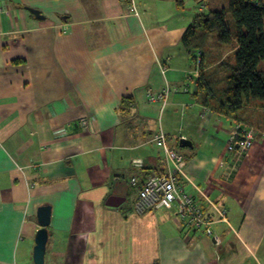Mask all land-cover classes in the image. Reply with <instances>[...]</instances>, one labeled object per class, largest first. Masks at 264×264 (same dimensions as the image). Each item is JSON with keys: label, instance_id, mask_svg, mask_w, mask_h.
I'll use <instances>...</instances> for the list:
<instances>
[{"label": "crops", "instance_id": "obj_1", "mask_svg": "<svg viewBox=\"0 0 264 264\" xmlns=\"http://www.w3.org/2000/svg\"><path fill=\"white\" fill-rule=\"evenodd\" d=\"M206 1L0 0V264H34L44 205L45 264H264V125L243 111L255 140L230 152L235 122L192 97L182 37ZM167 86L165 106L147 99ZM160 132L182 188L227 212L212 237L173 210L135 213L151 174L173 170Z\"/></svg>", "mask_w": 264, "mask_h": 264}, {"label": "trees", "instance_id": "obj_2", "mask_svg": "<svg viewBox=\"0 0 264 264\" xmlns=\"http://www.w3.org/2000/svg\"><path fill=\"white\" fill-rule=\"evenodd\" d=\"M227 1L228 7L198 14L182 43L192 61H200L192 97L206 110L245 125L242 112L253 102H262L258 108L264 111V69L259 68L264 60V0ZM177 4L184 5L182 0ZM212 45L230 48L229 53Z\"/></svg>", "mask_w": 264, "mask_h": 264}, {"label": "built area", "instance_id": "obj_3", "mask_svg": "<svg viewBox=\"0 0 264 264\" xmlns=\"http://www.w3.org/2000/svg\"><path fill=\"white\" fill-rule=\"evenodd\" d=\"M198 62L196 64L197 69L194 70L197 76H199L200 61ZM165 72L166 69L163 68V73ZM172 92H177V90L171 89L169 86L159 93L148 90L147 99L150 102H162L165 106ZM234 130L228 141L227 150L231 152L236 147L241 148L242 151L247 150L254 142L257 130L242 124H237ZM153 141L155 145L163 149L166 161L173 170L162 174H151L145 185L139 190L138 199L134 204L135 213L141 216L158 209L173 210L178 214L184 226L192 227L197 231H202L206 236L212 237L215 219L219 216L217 222H227V212L224 208L217 206L215 202L210 201L204 190L198 189L194 185L211 210V214L205 213L201 204L196 202L192 194L185 191L180 184L182 180L187 179L184 173V156L170 149L167 145V136L163 132L157 134ZM139 162L134 164L138 166ZM133 183L135 184L134 180Z\"/></svg>", "mask_w": 264, "mask_h": 264}, {"label": "water", "instance_id": "obj_4", "mask_svg": "<svg viewBox=\"0 0 264 264\" xmlns=\"http://www.w3.org/2000/svg\"><path fill=\"white\" fill-rule=\"evenodd\" d=\"M32 12L35 14L37 18L41 17V14L39 11L32 10ZM179 143L181 144L182 148H193V144L187 139H180ZM119 205H116V207ZM52 214H53V208H51L50 205L47 206H40L37 211V221L40 226V228L37 230L36 238H35V247L33 250V256H34V264H45L46 260V249L48 245V239H49V232L48 227L52 223Z\"/></svg>", "mask_w": 264, "mask_h": 264}, {"label": "rangeland", "instance_id": "obj_5", "mask_svg": "<svg viewBox=\"0 0 264 264\" xmlns=\"http://www.w3.org/2000/svg\"><path fill=\"white\" fill-rule=\"evenodd\" d=\"M214 1L215 0H207L206 1V4L207 5H210V7L208 9L207 6L206 7L205 6H202V9L200 10V14H203V12L206 13V14L209 13L211 11V6H212V3H214ZM220 2H222V4L219 5V8L228 7V3L229 2L227 0H220ZM197 5L194 4V6H193L194 11H195V14H197L198 13V10H199L198 7H197ZM228 22H229L230 25H232V22L233 21H232V18H231L230 15L228 16ZM215 35L216 34L213 35L214 37H211L213 40H215L217 38V37H215ZM212 49L215 50V51L216 50H222L223 53L228 54L229 53L228 50L230 48H228V49H226V48L218 49V46L215 47L214 45H212ZM259 68L260 69H264V60L260 63ZM261 104H263V103L260 102V101L253 102L252 103V106L253 107L252 108H247L246 110H244V115L245 116H251L252 118H255V120L257 122H260V123H262L264 125V112L260 111L259 108H258V106L261 105Z\"/></svg>", "mask_w": 264, "mask_h": 264}]
</instances>
